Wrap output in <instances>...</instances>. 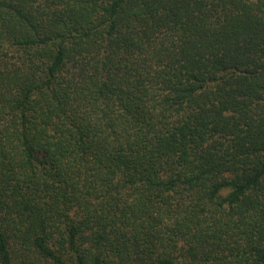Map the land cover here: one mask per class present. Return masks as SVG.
<instances>
[{"label":"trees","instance_id":"1","mask_svg":"<svg viewBox=\"0 0 264 264\" xmlns=\"http://www.w3.org/2000/svg\"><path fill=\"white\" fill-rule=\"evenodd\" d=\"M0 264H264V0H0Z\"/></svg>","mask_w":264,"mask_h":264}]
</instances>
